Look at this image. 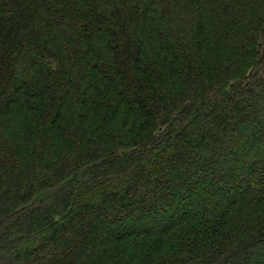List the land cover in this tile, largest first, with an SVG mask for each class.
Here are the masks:
<instances>
[{"label":"trees","instance_id":"obj_1","mask_svg":"<svg viewBox=\"0 0 264 264\" xmlns=\"http://www.w3.org/2000/svg\"><path fill=\"white\" fill-rule=\"evenodd\" d=\"M0 264H264V0H0Z\"/></svg>","mask_w":264,"mask_h":264}]
</instances>
